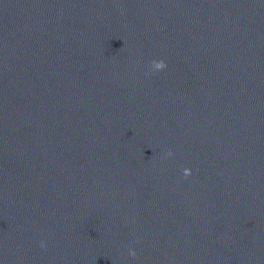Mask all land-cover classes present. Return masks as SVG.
Returning a JSON list of instances; mask_svg holds the SVG:
<instances>
[{"label": "water", "instance_id": "obj_1", "mask_svg": "<svg viewBox=\"0 0 264 264\" xmlns=\"http://www.w3.org/2000/svg\"><path fill=\"white\" fill-rule=\"evenodd\" d=\"M0 264H264V0H0Z\"/></svg>", "mask_w": 264, "mask_h": 264}, {"label": "clouds", "instance_id": "obj_2", "mask_svg": "<svg viewBox=\"0 0 264 264\" xmlns=\"http://www.w3.org/2000/svg\"><path fill=\"white\" fill-rule=\"evenodd\" d=\"M167 67V61L164 58H157V57H153L149 62H148V66L146 69V75L151 74V73H155V72H159L160 70H163ZM174 155L173 149L171 147L166 148L165 150H163L162 153V158H169L172 157ZM182 173L183 179H187L189 176L192 175V169L190 167H183L182 169ZM136 240H139L140 237L137 236L135 237ZM38 244L41 248H47V240L45 238H41L38 241ZM128 253L131 256H135L137 254V249L135 247L130 246L128 248Z\"/></svg>", "mask_w": 264, "mask_h": 264}]
</instances>
